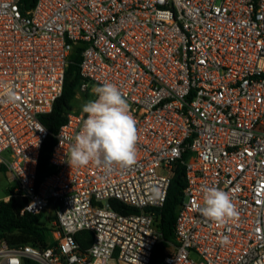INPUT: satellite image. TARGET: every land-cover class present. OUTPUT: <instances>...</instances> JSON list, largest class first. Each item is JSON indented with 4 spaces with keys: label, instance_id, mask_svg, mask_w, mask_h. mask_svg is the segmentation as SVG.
Segmentation results:
<instances>
[{
    "label": "built area",
    "instance_id": "built-area-1",
    "mask_svg": "<svg viewBox=\"0 0 264 264\" xmlns=\"http://www.w3.org/2000/svg\"><path fill=\"white\" fill-rule=\"evenodd\" d=\"M78 51L77 97L85 104L105 83L120 89L136 121V161L70 167L86 119L75 110L38 183L50 135L41 118ZM4 85L17 96L0 97L7 201L22 214L52 208L56 241L2 240L0 264H150L177 163L186 187L163 264H264V0H36L26 12L22 0H0V93ZM205 187L227 192L238 217L204 218Z\"/></svg>",
    "mask_w": 264,
    "mask_h": 264
},
{
    "label": "clouds",
    "instance_id": "clouds-1",
    "mask_svg": "<svg viewBox=\"0 0 264 264\" xmlns=\"http://www.w3.org/2000/svg\"><path fill=\"white\" fill-rule=\"evenodd\" d=\"M95 99L82 105L86 114L80 131L74 137L69 153L70 167H85L90 163L110 170L113 166L125 168L136 161L138 139L136 121L120 89L112 83L93 88ZM3 102L16 103L12 86L4 85L0 93ZM200 214L207 220L223 226L238 217V211L229 194L216 187L203 189Z\"/></svg>",
    "mask_w": 264,
    "mask_h": 264
},
{
    "label": "trees",
    "instance_id": "trees-1",
    "mask_svg": "<svg viewBox=\"0 0 264 264\" xmlns=\"http://www.w3.org/2000/svg\"><path fill=\"white\" fill-rule=\"evenodd\" d=\"M36 0H22V8L26 12L31 9ZM79 51L74 55L73 61L69 67L62 96L54 104L53 110L41 118L45 128L50 135L42 147L39 167L37 172V181L40 183L52 173L50 159L53 148L57 142L56 135L61 126L66 121L67 113L78 111L76 101L82 77L78 63L80 62ZM187 155L184 156L186 158ZM6 171L5 167L0 166V172ZM186 187L184 167L177 163L174 167V174L168 192V197L164 207L159 211V230L162 235L161 241L156 245L150 264H163L166 256L168 244L175 240V222L176 215L180 205L184 201V189ZM119 205V204H118ZM120 207V206H119ZM22 205L14 199L9 201H0V241L4 240L9 245H27L45 248L50 243L47 239L46 229L40 226L43 219V213H32L26 211L21 213ZM136 212L133 209L125 210L124 213ZM76 240L82 249H87L92 241L91 232H81L76 235ZM23 264H37L34 261L25 259Z\"/></svg>",
    "mask_w": 264,
    "mask_h": 264
},
{
    "label": "rangeland",
    "instance_id": "rangeland-1",
    "mask_svg": "<svg viewBox=\"0 0 264 264\" xmlns=\"http://www.w3.org/2000/svg\"><path fill=\"white\" fill-rule=\"evenodd\" d=\"M84 103V100L78 98L76 101V109H78V113H81L82 105ZM9 181L7 179V173L6 171L0 172V201H7V197L9 195ZM54 211L52 208H47L43 213V219L40 223V226L47 231V239L49 243H54L56 241V237L54 235V232L56 231V228L54 226Z\"/></svg>",
    "mask_w": 264,
    "mask_h": 264
}]
</instances>
